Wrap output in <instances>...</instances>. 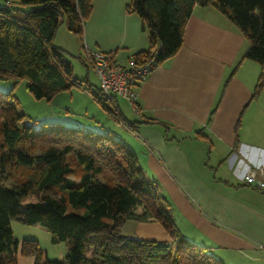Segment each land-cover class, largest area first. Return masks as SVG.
I'll return each mask as SVG.
<instances>
[{
  "label": "trees",
  "instance_id": "trees-1",
  "mask_svg": "<svg viewBox=\"0 0 264 264\" xmlns=\"http://www.w3.org/2000/svg\"><path fill=\"white\" fill-rule=\"evenodd\" d=\"M0 6V81L27 79L36 99L51 101L78 85L66 52L54 44L64 22L83 43V23L93 0H5ZM30 5V10L13 4ZM213 5L249 42L245 58L261 71L255 94L264 89V0H129L149 35L147 48L131 61L154 67L173 56L182 42L184 25L196 5ZM80 60L88 65L85 59ZM86 87L85 89H87ZM89 89V88H88ZM104 111L135 129L101 98ZM11 91H0V264H17L19 242L11 220L40 225L56 244L64 242L63 259L50 258L39 241L25 238L21 254L34 264H223L206 248L189 242L173 218V207L155 180L144 175L135 152L111 132H96L58 122L25 124ZM140 123L155 125L145 119ZM127 220L156 221L172 242L126 238Z\"/></svg>",
  "mask_w": 264,
  "mask_h": 264
},
{
  "label": "crops",
  "instance_id": "crops-1",
  "mask_svg": "<svg viewBox=\"0 0 264 264\" xmlns=\"http://www.w3.org/2000/svg\"><path fill=\"white\" fill-rule=\"evenodd\" d=\"M128 1L93 0L82 26V59L83 50H99L114 52L118 62L127 65L133 54L148 47L149 35L140 17L127 11ZM57 33L54 44L68 52L67 45L56 42ZM248 46L237 26L216 7L196 5L176 53L134 82L137 110L115 98V112L138 122L135 129L103 110L93 95L99 82L93 89L89 77V89L81 87L84 109H72L73 94L65 106L59 92L49 101L57 112L46 117L111 132L122 140L135 152L144 175L155 180L171 203L183 237L223 264H264V252L258 248L264 244V193L243 181L250 168H264V89L255 94L261 67L244 57ZM145 119L158 123H140ZM13 220L25 226L16 231ZM26 226L41 227L11 220L19 242L17 264H34L33 256L21 254V240L37 239L26 233ZM121 233L172 242L156 221L127 220Z\"/></svg>",
  "mask_w": 264,
  "mask_h": 264
},
{
  "label": "rangeland",
  "instance_id": "rangeland-1",
  "mask_svg": "<svg viewBox=\"0 0 264 264\" xmlns=\"http://www.w3.org/2000/svg\"><path fill=\"white\" fill-rule=\"evenodd\" d=\"M4 4H5V0H0V6H4ZM13 6L15 8L22 9V10H30L31 8L30 5L22 6V5H18L15 3L13 4ZM56 42L59 44L62 43L64 45H67V47L69 48L68 52H66V56L72 66V77L74 79H77L78 82H80L82 87L84 88L89 87V84L87 83V77H89L88 80L93 84V89H95V87L98 86L99 79L96 73L94 72V70L92 69V67L85 65L80 60L79 56L81 54L78 53L79 51L81 52V49H82L80 40L76 35L69 33L64 22L59 26L57 37H56ZM84 56H85V52L83 50L82 57ZM27 83H28L27 79H24V78L20 79L17 82L11 79L0 81V91L2 92L11 91V93L14 95V97L17 100L18 112L23 113L25 115V124L31 125L33 127H38L40 122H43V121L45 122L46 121L47 122L57 121V120H50V119H55V118L46 119V117L49 114L57 112V108L54 106V104H51L49 101L45 99L34 98L32 94L27 90ZM82 92L84 91H82L81 87H79L78 85H75L71 87L69 90L63 91L61 93L62 95H57V96H61L60 102L66 106V104L70 103L69 94H73V102L72 104L70 103V105H72V109H75V111H78L80 109H84V105H86V100H83L84 93ZM64 125H67V124H64ZM70 127H73V126H70ZM12 224L16 231H19L20 226H25V225H20V223L17 220H13ZM26 228H27L26 233L28 235H31V234L36 235V238L40 241L39 242L40 246L46 251H48L50 257H55L56 259H60L59 258L60 255H63V258H64L65 253H66L64 242H59L56 244L52 243L50 240L49 232L43 227H38L39 229H36V230L28 229L29 228L28 226H26ZM32 239H35V238H32Z\"/></svg>",
  "mask_w": 264,
  "mask_h": 264
},
{
  "label": "built area",
  "instance_id": "built-area-1",
  "mask_svg": "<svg viewBox=\"0 0 264 264\" xmlns=\"http://www.w3.org/2000/svg\"><path fill=\"white\" fill-rule=\"evenodd\" d=\"M5 3L10 5L9 1ZM84 59L96 73L101 98L108 107L113 109L115 98L120 97L137 110V92L134 82L141 80L155 68L152 63L139 65L130 60L127 65H122L118 62L114 52L99 50H85ZM243 181L264 193V168H250L243 176ZM258 248L264 252V244H259Z\"/></svg>",
  "mask_w": 264,
  "mask_h": 264
}]
</instances>
